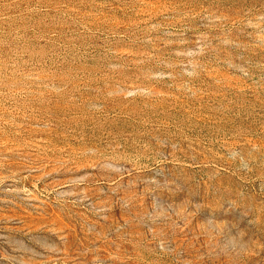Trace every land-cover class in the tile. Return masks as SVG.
Masks as SVG:
<instances>
[{"label": "rangeland", "instance_id": "rangeland-1", "mask_svg": "<svg viewBox=\"0 0 264 264\" xmlns=\"http://www.w3.org/2000/svg\"><path fill=\"white\" fill-rule=\"evenodd\" d=\"M0 264H264V0H0Z\"/></svg>", "mask_w": 264, "mask_h": 264}]
</instances>
